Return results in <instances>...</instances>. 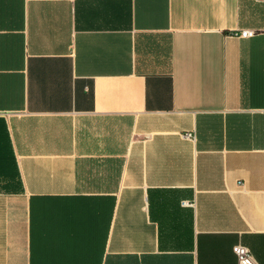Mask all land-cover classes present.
<instances>
[{
    "label": "crops",
    "instance_id": "0c3cea01",
    "mask_svg": "<svg viewBox=\"0 0 264 264\" xmlns=\"http://www.w3.org/2000/svg\"><path fill=\"white\" fill-rule=\"evenodd\" d=\"M238 244L264 264V0H0V264Z\"/></svg>",
    "mask_w": 264,
    "mask_h": 264
},
{
    "label": "built area",
    "instance_id": "2783aa9c",
    "mask_svg": "<svg viewBox=\"0 0 264 264\" xmlns=\"http://www.w3.org/2000/svg\"><path fill=\"white\" fill-rule=\"evenodd\" d=\"M256 34V31L252 30H244L241 33H235V35H238L242 38H250L254 37ZM188 139H195V135L192 133H188L185 135ZM233 251L238 259V264H257L251 250L241 244L236 245L233 248Z\"/></svg>",
    "mask_w": 264,
    "mask_h": 264
}]
</instances>
